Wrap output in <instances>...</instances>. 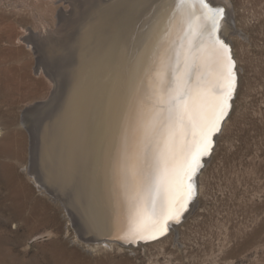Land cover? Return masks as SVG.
Wrapping results in <instances>:
<instances>
[{"label": "rangeland", "instance_id": "374dc122", "mask_svg": "<svg viewBox=\"0 0 264 264\" xmlns=\"http://www.w3.org/2000/svg\"><path fill=\"white\" fill-rule=\"evenodd\" d=\"M81 1L0 0V264H264V0H221L239 75L231 114L183 222L136 247L95 245L78 207L68 212L69 201L39 188L41 108L59 109L60 133L74 140V98L61 104L66 80H80L82 96L94 75L89 49L73 48L84 39L73 26Z\"/></svg>", "mask_w": 264, "mask_h": 264}, {"label": "snow or ice", "instance_id": "6c2138e0", "mask_svg": "<svg viewBox=\"0 0 264 264\" xmlns=\"http://www.w3.org/2000/svg\"><path fill=\"white\" fill-rule=\"evenodd\" d=\"M173 8L161 37L166 46L153 53L147 86L126 100L118 126L112 176L133 224L130 241L158 239L170 221L180 222L237 86L220 35L225 9L208 0H174Z\"/></svg>", "mask_w": 264, "mask_h": 264}, {"label": "bare ground", "instance_id": "6f19581e", "mask_svg": "<svg viewBox=\"0 0 264 264\" xmlns=\"http://www.w3.org/2000/svg\"><path fill=\"white\" fill-rule=\"evenodd\" d=\"M81 2H83L82 9L73 26L84 39L73 40V48L81 51L84 46L86 50L89 49L94 75L89 84H86L83 97L78 93V89H81L79 86H82L79 85L78 79H75L73 84L71 79H67L66 87L64 86L66 93L62 94L63 99L62 95L60 96L61 104L74 100V108L76 106L78 109L76 116L79 124L73 128L74 140L63 137L60 133V123L55 121L59 109L41 108L42 114L45 115L41 123L47 128L46 140L42 148H32V150L33 153L35 150L38 167L43 177V183L39 186L42 189L40 191H47L53 200L54 198L62 200V204L69 201L67 205L70 207L64 205L68 212L70 208L73 210L78 207L83 215L82 222L86 226L85 234L92 237L95 245L111 247L115 243L121 244L102 239L130 241L126 238V234L133 226L123 195L116 188L112 176L118 126L123 122L126 100L138 85L144 88L147 86L146 75L152 68L153 53L159 47L166 46V42L161 44V37L165 20L174 10V0H83ZM208 2L213 7L225 9L220 35L232 46L228 38V33L233 28L232 13L225 5H229V2L222 1V3L221 0H208ZM93 15H96L97 19H93ZM174 38L175 31L166 40ZM74 55L81 58L76 53ZM74 55L73 58H76ZM233 58L235 59L234 56ZM235 64L238 75L236 60ZM41 106L44 107L43 104ZM231 111L222 123L221 130ZM213 151L214 149L212 154ZM209 158L201 163L205 166ZM198 175L194 180L196 196L199 191ZM76 183L78 187L75 186ZM192 204L193 202L189 205L190 210ZM188 212L180 217V221ZM171 223L169 225L172 231L176 229L175 224L178 223Z\"/></svg>", "mask_w": 264, "mask_h": 264}, {"label": "water", "instance_id": "95a60500", "mask_svg": "<svg viewBox=\"0 0 264 264\" xmlns=\"http://www.w3.org/2000/svg\"><path fill=\"white\" fill-rule=\"evenodd\" d=\"M224 41L226 42L225 39H224ZM226 43L230 46V48H231V54H232V57H233L234 55H233V49H232V46H231L228 42H226ZM233 59H234V58H233ZM234 61H235V59H234ZM235 71H236V69H235ZM236 75H237V72H236ZM238 81H239V77H238V75H237V86H236V90H235V92H234V94H233L232 99H231L230 102H229L230 105H231V107H230V109H229V111H228V114H227V115L223 118V120L221 121V124H220V130H219L218 132H216L215 135L212 137L213 144H212V148H211L210 153L207 154V155H205V156H203V157H201V161H203V160H205V159H208V158L210 157V155L212 154V150L214 149L215 144H216V142H215V138H216L217 135L220 134L221 129H222V123L226 120V118L228 117V115H229V113H230V111H231V109H232V107H233V101H234V99H235V97H236V93H237V89H238ZM54 83H55V89H54V91H53V96L51 97L52 100L54 99V96H55V94H56V92H57V83H56V82H54ZM201 164L203 165V163H201ZM203 166H204V165H203ZM203 166H202V167H203ZM202 167L198 170L196 176L194 177V180H195V178L197 177L199 171L203 169ZM195 197H196V194H194L193 197L191 198L190 202L188 203L187 211H185V212L183 213L182 217H183V216H184V215L190 210L189 205L193 202V200L195 199ZM183 220H184V219L182 218V220H181L178 224H175V225H179L180 223L183 222ZM170 223H171V221L169 222V224H170ZM171 224H174V222H172ZM74 225H75V224H74ZM170 232H171V226L169 225V231H168V233H167L166 235L160 236L158 239H147V240L140 239V240H135V241H134V240H131V241H127V242H123V241H121V240H117V239H106V238H103L102 240H105V241H114V242L120 243L121 245H123V246H125V247H131V246L136 247V246H139V245H143V244H147V243H151V242H155V241H157V240H160V239L164 238L165 236H167Z\"/></svg>", "mask_w": 264, "mask_h": 264}]
</instances>
